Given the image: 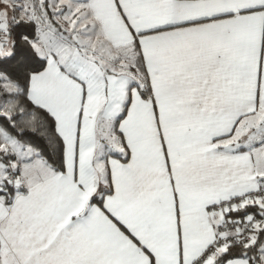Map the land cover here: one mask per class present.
Segmentation results:
<instances>
[{
    "label": "snow or ice",
    "instance_id": "obj_1",
    "mask_svg": "<svg viewBox=\"0 0 264 264\" xmlns=\"http://www.w3.org/2000/svg\"><path fill=\"white\" fill-rule=\"evenodd\" d=\"M0 264H264V0H0Z\"/></svg>",
    "mask_w": 264,
    "mask_h": 264
}]
</instances>
